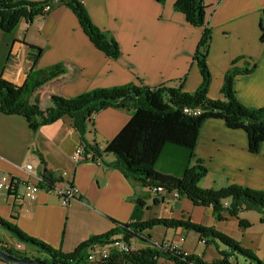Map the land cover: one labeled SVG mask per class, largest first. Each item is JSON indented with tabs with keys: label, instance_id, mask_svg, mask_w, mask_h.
Wrapping results in <instances>:
<instances>
[{
	"label": "crops",
	"instance_id": "0c3cea01",
	"mask_svg": "<svg viewBox=\"0 0 264 264\" xmlns=\"http://www.w3.org/2000/svg\"><path fill=\"white\" fill-rule=\"evenodd\" d=\"M82 2L93 22L109 31L118 42L120 55L117 59L99 51L85 35L74 12L62 5L47 16H36L30 23L22 19L11 32L3 31L0 26V75L21 85L32 70L63 63L65 72L38 91L42 107L50 105L51 94L69 98L97 87L125 83L148 87L182 83L183 90L189 92L198 88L202 74L195 53L204 27L187 22L186 16L174 8L176 0L165 3L158 0ZM206 2V26L213 31L208 50V67L212 74L208 97L221 98L225 72L234 58L243 57L238 67L245 66L246 62L256 66L252 73L237 76L234 81L236 97L249 108L263 106L264 40L259 39V26L264 0ZM29 45L42 50L35 62L29 57L33 51ZM129 119L127 111L113 107L97 112L93 123L88 125L87 140L97 142L104 149L107 141L113 139ZM26 121L22 115L0 113V170L35 181L49 173L55 184L63 187L71 184L77 194L68 205L58 194L45 188L32 202L14 204L3 197L0 217L12 221L25 234L50 247L69 253L92 236L115 229L120 222L142 223L151 218H188L234 239L246 231L235 218L216 220L211 206L196 205L169 191L156 193L127 178L110 165L115 160L112 154L102 156L100 163L73 160L71 154L81 141L67 116L42 125L36 131ZM248 142L244 130L229 128L225 121L210 118L200 126L194 158L203 160L207 173L217 178L218 186L225 180L264 190V141L256 153L249 151ZM187 156L183 148L167 145L157 171L179 176ZM164 159H168L166 168L163 167ZM162 229L161 242L167 240L177 244L187 253L200 255L206 263L221 257L207 260L206 248L212 244L201 241L193 231ZM0 235L6 240L13 237L1 227ZM201 243L205 244L202 254L197 251ZM215 249L218 254L219 250H226L224 246L217 249L216 245ZM237 258L232 256L230 261ZM2 263L8 264L0 261Z\"/></svg>",
	"mask_w": 264,
	"mask_h": 264
},
{
	"label": "trees",
	"instance_id": "16d2710c",
	"mask_svg": "<svg viewBox=\"0 0 264 264\" xmlns=\"http://www.w3.org/2000/svg\"><path fill=\"white\" fill-rule=\"evenodd\" d=\"M82 1L0 0V26L3 31L11 32L22 19L30 23L36 16H47L54 8L64 5L74 12L85 35L96 48L108 57L117 59L120 55L118 42L109 31L101 29L93 22ZM158 1L165 3L167 0ZM48 4L50 9L45 11V6ZM174 8L183 13L191 25L204 27V33L195 53L202 80L194 92L183 90L182 83L177 86L165 83L155 87L125 83L97 87L69 98L51 94L50 105L42 107L38 91L65 72L64 64L57 63L43 69L32 70L25 83L21 85H16L0 75V113L22 115L33 131L67 116L72 121V127L79 134L86 152H94V159L101 160L105 154H112L115 160L110 165L124 173L127 178L139 182L150 190L153 187H161L164 192L177 194L175 196L177 198L186 197L196 205L211 206L216 220L221 221L231 217L237 219L241 227L248 228L250 223L239 218L240 214L244 210H254L264 214V190L232 183L220 188H202L199 183L207 175L208 168L201 158H194V151L200 126L210 118L225 121L229 128L244 130L248 135L249 151L252 153L259 151L260 144L264 141V105L249 108L238 100L234 88L237 76L252 73L256 64L250 65L246 62L245 66L238 67L237 64L243 57L234 58L225 72L221 98H209L212 74L208 67V50L213 31L206 26L207 2L176 0ZM261 20L260 39L264 40V8L261 11ZM29 47L33 50L29 53V57L35 62L42 50L35 45ZM110 107L127 111L130 119L113 139L107 141L104 149H100L97 142L87 140L88 125L93 123V116L97 112ZM169 144L181 147L188 153L187 161L179 176L157 171L158 161ZM44 175L47 184L51 185L55 182L49 173ZM137 203L142 206L139 200ZM12 218L15 219V216ZM118 224L115 229L99 236L94 235L72 252L64 253L60 249L50 247L42 240L25 234L17 224L0 217V227L16 238V241H11L0 235V248L21 259L47 260L55 264H160L159 261L163 258L169 259L174 264L190 262L264 264L252 249L241 245L230 235L216 228L195 223L188 218H151L142 223ZM154 228H185L197 233L201 241L215 244L217 249L224 246L226 250H219L221 257L206 263L198 254L185 256L176 250H170L162 243L156 244L150 232ZM122 234L125 238L139 239L144 246L133 252H114L107 258L89 260L95 247L99 250L103 244L110 245L119 241L122 239ZM16 242L21 243L24 249L18 250ZM39 255L45 258H40ZM232 256L242 257L244 262H240L238 258L230 261ZM0 261L5 262L1 257Z\"/></svg>",
	"mask_w": 264,
	"mask_h": 264
},
{
	"label": "built area",
	"instance_id": "2783aa9c",
	"mask_svg": "<svg viewBox=\"0 0 264 264\" xmlns=\"http://www.w3.org/2000/svg\"><path fill=\"white\" fill-rule=\"evenodd\" d=\"M46 6H50L49 4ZM189 109V108H186ZM199 109V108H197ZM196 109V110H197ZM101 149V147H100ZM94 152L89 151L86 152L82 143H80L71 154L73 160L79 161H96V163H100V159H94ZM29 168L31 167L28 165ZM61 187V188H60ZM45 188L52 193L58 194L65 205H68L70 200L74 198L77 194V189L74 186H59L55 183L47 184L45 181V175H41L37 178V180H24L16 177L14 175L6 174L5 172L0 170V201L5 197V199L9 198L11 201L16 204L17 202L28 201L32 202L37 199L39 193L42 189ZM153 192H162L163 189L161 187L151 188ZM164 192V191H163ZM177 196V194H174ZM165 247L170 248V250H176L179 253L187 256L190 253H187L185 250H182L178 247L177 244L170 243V241L163 240L161 242ZM160 244V243H158ZM144 246L143 243L139 241L137 238H125L124 234H122V239L116 241L112 244H103V247H100L99 250H95V253H92L89 260H99L102 258H107L112 255L114 252H124L129 253L136 251L138 249H142ZM16 248L18 250H23V246L21 243L16 242ZM189 264H197L196 262H190Z\"/></svg>",
	"mask_w": 264,
	"mask_h": 264
},
{
	"label": "rangeland",
	"instance_id": "374dc122",
	"mask_svg": "<svg viewBox=\"0 0 264 264\" xmlns=\"http://www.w3.org/2000/svg\"><path fill=\"white\" fill-rule=\"evenodd\" d=\"M260 36H261V29H260ZM260 36H259V39H260ZM169 145L171 146V144ZM168 152L173 154L172 150H169ZM167 160L168 159H164L162 161L165 163L163 165L164 168L169 166V164H166ZM216 182H218L217 178L213 174L207 173V175L200 181L199 185L202 188H214V187L220 188V187H223L229 184L228 182L224 180L223 185L218 186L219 184H217ZM59 186L60 185H58V187ZM239 218L245 219L246 221H248L250 223V226L246 228V231L243 233V235L240 238H237L235 240L239 242L241 245L245 246L246 248L252 249L260 257V259L264 261L263 259L264 258V224H261V222H264V214L258 211H254V210H251V211L244 210L240 214ZM162 230H163L162 228H158L154 231H151L152 235L155 238L154 241L156 244L161 243L163 235L160 234V231ZM10 240L15 241L14 237H12ZM204 247H205V244L201 243L199 247L197 248L198 249L197 251H199L200 254H202L201 252ZM216 256H219V254L217 253L215 249V245L214 244H212L211 246L209 245V247L206 248L205 257L207 258V260L211 261ZM39 257L45 258L43 255H39ZM239 258L240 260H242V262H244L242 257H239ZM160 264H171V263L169 259L163 258Z\"/></svg>",
	"mask_w": 264,
	"mask_h": 264
},
{
	"label": "water",
	"instance_id": "95a60500",
	"mask_svg": "<svg viewBox=\"0 0 264 264\" xmlns=\"http://www.w3.org/2000/svg\"><path fill=\"white\" fill-rule=\"evenodd\" d=\"M0 257L9 263H16V264H55L54 262H48L47 260H34L33 258L29 259H21L18 256L6 252L0 248Z\"/></svg>",
	"mask_w": 264,
	"mask_h": 264
},
{
	"label": "bare ground",
	"instance_id": "6f19581e",
	"mask_svg": "<svg viewBox=\"0 0 264 264\" xmlns=\"http://www.w3.org/2000/svg\"><path fill=\"white\" fill-rule=\"evenodd\" d=\"M50 3V2H49ZM51 4V3H50ZM52 5V4H51ZM50 9V6H45V11H48ZM197 111V110H196ZM197 114V112H195ZM72 186V185H70ZM96 248V247H95Z\"/></svg>",
	"mask_w": 264,
	"mask_h": 264
}]
</instances>
